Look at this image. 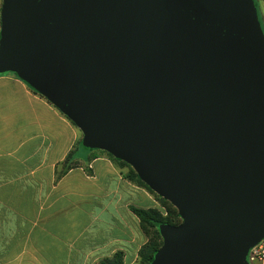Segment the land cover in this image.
<instances>
[{
    "label": "water",
    "instance_id": "water-1",
    "mask_svg": "<svg viewBox=\"0 0 264 264\" xmlns=\"http://www.w3.org/2000/svg\"><path fill=\"white\" fill-rule=\"evenodd\" d=\"M254 0H2L11 73L182 222L150 264H249L264 239V31Z\"/></svg>",
    "mask_w": 264,
    "mask_h": 264
},
{
    "label": "crops",
    "instance_id": "crops-1",
    "mask_svg": "<svg viewBox=\"0 0 264 264\" xmlns=\"http://www.w3.org/2000/svg\"><path fill=\"white\" fill-rule=\"evenodd\" d=\"M82 138L15 74L0 75V264H98L117 252L137 264L148 237L132 208L161 205Z\"/></svg>",
    "mask_w": 264,
    "mask_h": 264
},
{
    "label": "trees",
    "instance_id": "trees-1",
    "mask_svg": "<svg viewBox=\"0 0 264 264\" xmlns=\"http://www.w3.org/2000/svg\"><path fill=\"white\" fill-rule=\"evenodd\" d=\"M91 151H96V150H91ZM97 151H100L105 155H107L109 159H111L113 162L118 164L120 167L127 168L128 171L127 174L125 175V178L147 189L152 195L155 196V198L159 201L160 205L166 210V214H163L160 209L142 210V209L132 208V211L140 220V224L143 232L148 237L147 244L144 245L139 251V258L137 264H150L154 254L161 248L163 244V239L160 234L161 226L162 225L177 226L182 222L178 210L168 201H165L164 199L156 195L144 182H142L138 178L136 172L128 164L115 159L112 155L108 154L105 151H101V150H97ZM74 161H75L74 155L72 153L69 154L63 166V170H62L63 174L69 171L71 168H74L75 166ZM98 264H124L123 253L117 252L113 255V257L104 259Z\"/></svg>",
    "mask_w": 264,
    "mask_h": 264
},
{
    "label": "built area",
    "instance_id": "built-area-1",
    "mask_svg": "<svg viewBox=\"0 0 264 264\" xmlns=\"http://www.w3.org/2000/svg\"><path fill=\"white\" fill-rule=\"evenodd\" d=\"M249 263L264 262V239L256 244L248 254Z\"/></svg>",
    "mask_w": 264,
    "mask_h": 264
},
{
    "label": "rangeland",
    "instance_id": "rangeland-1",
    "mask_svg": "<svg viewBox=\"0 0 264 264\" xmlns=\"http://www.w3.org/2000/svg\"><path fill=\"white\" fill-rule=\"evenodd\" d=\"M254 1H255L256 5H257V10H258L257 12H258V15H259V20L261 22V25H262V28H263V31H264V18L262 16L261 5L259 3V0H254ZM125 169H126V171H128L127 168H125ZM160 210H161V212L163 214H166V210L162 206L160 207ZM249 264H255V263H249Z\"/></svg>",
    "mask_w": 264,
    "mask_h": 264
}]
</instances>
